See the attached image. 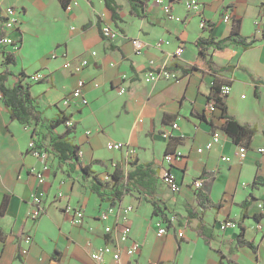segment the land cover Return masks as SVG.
I'll list each match as a JSON object with an SVG mask.
<instances>
[{
	"label": "crops",
	"instance_id": "crops-1",
	"mask_svg": "<svg viewBox=\"0 0 264 264\" xmlns=\"http://www.w3.org/2000/svg\"><path fill=\"white\" fill-rule=\"evenodd\" d=\"M71 1L77 3L72 12L51 0L53 21H62L56 26L58 37L50 45L57 58L47 56L36 64L21 54L28 29V0H0L2 8L16 7L19 20L10 35L19 40L20 49L15 64L6 71L44 75L41 82L31 83V96L44 118L50 120L61 111L73 122L72 128L63 124L55 133L68 132L69 141L79 147L83 166L105 180L120 164L125 172L134 174L132 181L143 186H139L140 193L131 192L119 203L133 208L128 222L141 250L134 257L123 253L120 261L109 264H264V215L255 206L264 189V153L258 152L264 148V38L246 50L230 44L213 52L216 74L191 70L198 55L196 40L225 39L233 20L241 21V35L248 41L260 38L256 22L263 21V32L264 0H199L198 12L186 10L184 0H164L181 22L166 19L155 0H140L139 16L132 14L127 0H112L117 6L116 21L105 0ZM226 12L231 16L229 22L223 20ZM202 21L212 27L203 29ZM105 25L118 30L120 37L115 41L104 38L101 27ZM131 40L143 43L140 53L135 52ZM160 41L169 44L157 47ZM177 48L182 50L179 57ZM80 58H87L89 65L63 66L66 59L75 62ZM149 61L175 71L178 82L146 84L143 74ZM227 67L229 70H224ZM4 70L0 59V73ZM12 75L8 87L13 84ZM79 79L85 81L87 105L64 107L61 100ZM214 80L230 86L228 115L256 130L249 148L235 145L222 131L225 119L219 110L204 111ZM119 89L125 93L119 95ZM31 132V127L11 119L0 100V264H96L90 253L106 241L98 216L109 203L100 202L88 190L89 179L81 177L77 166L72 170L67 164L58 165L49 155L43 165L28 149ZM214 133L219 134L220 143L198 152ZM109 142L125 143L136 154L129 158L127 148L108 150ZM172 152L183 154L171 167L180 183L177 194L160 179L165 168L163 156ZM223 156L231 161H221ZM43 166L45 183L39 185L35 173ZM198 178L203 186L195 190L193 182ZM256 178L260 182L254 185ZM198 191L220 207L199 206ZM59 193L62 197L57 199ZM33 197L40 198L42 207L35 220L31 219L37 209ZM151 202H156L170 221L163 235L156 230L154 223L161 217L153 215ZM243 203H248L245 218ZM66 204L83 209L82 226L71 225L63 212ZM224 221H233L237 227L222 231L219 225ZM239 224L244 227L243 239L253 248L239 245ZM26 237L31 239L29 245L24 243ZM22 249H27L26 255L20 253Z\"/></svg>",
	"mask_w": 264,
	"mask_h": 264
},
{
	"label": "built area",
	"instance_id": "built-area-1",
	"mask_svg": "<svg viewBox=\"0 0 264 264\" xmlns=\"http://www.w3.org/2000/svg\"><path fill=\"white\" fill-rule=\"evenodd\" d=\"M16 3L20 2V0H15ZM155 3L161 8V11L166 19L175 22H181V18L173 14L171 10V6L169 3L164 0H155ZM186 10L192 12H198L200 8L199 0H184L183 1ZM76 4L73 1L66 8V11H71L72 5ZM223 20L225 22L231 21V16L229 12H226L223 16ZM263 21L261 19L256 22V30L258 34H262V26L261 23ZM19 26V20L16 15V7L13 5L0 7V59L1 61L7 55H15L17 51L20 49L19 40L14 39L10 32L16 30ZM201 27L203 29H207V23L205 21L201 22ZM101 35L108 39L109 41H115L120 37V33L118 30L112 28L111 26L105 25L101 27ZM131 43L135 49L136 53H140L143 49V43L139 40H131ZM169 44L168 42L160 41L157 43V47H161L162 44ZM182 53L181 48H177L175 50V55L180 56ZM91 56L95 57L96 52H91ZM51 58L56 59L57 54L53 53ZM64 59L66 58V54H62ZM76 63V64H75ZM75 64L77 68H84L89 65V60L87 58H80L78 61L72 62L71 60L64 61L65 68H71ZM44 79V75L40 72H35L28 77L29 83H39ZM179 75L167 68L166 66L157 67L154 65L152 61L148 62L147 69L143 74V81L146 84H156L160 81L167 82H178ZM85 85V81L79 79L76 83L74 90L64 97L61 100V105L64 107H68L71 105H79L84 106L87 105L88 101L83 96V88ZM125 93L124 89H119L118 94L123 95ZM220 93L222 96L227 97L230 93V86L223 85L221 86ZM0 100H2V96L0 94ZM218 110L213 102L207 103L205 105V112L213 113ZM65 126L67 128L73 127V122L71 120H66ZM173 128L176 129L177 125H173ZM35 138H32L28 149L35 155L40 161L45 163L47 159L46 153L42 149H37L35 147ZM220 143V137L218 133H214L211 138L206 142L205 146L201 149H198V152H202L203 150H210L215 145ZM130 157L135 156L136 151L122 142H109L107 144V149L111 151H121L122 149H126ZM259 153H264V148L258 149ZM80 155V152H79ZM244 153L240 154V157L243 158ZM183 158V154L181 152H172L166 153L163 156V163L165 165L164 170L161 173V182L163 185L172 192V194H177L180 192V183L178 182L177 177L171 171L172 165L179 162ZM223 162H230L231 158L227 156H223L221 158ZM45 166H43L42 170L35 173L37 178V183L42 185L45 183ZM108 179V176L106 177ZM245 185V184H243ZM203 186V180L201 178L196 179L193 182V187L195 190H200ZM62 194H57V199H60ZM33 203L37 206L35 212L32 213L31 219H37L41 212V200L38 197L32 198ZM255 206L259 214L264 215V189L261 198L255 201ZM133 211L131 206H122L119 203L109 204L106 209H104L98 216V220L103 224V235L106 238L104 245L97 248L96 250L90 253V258L96 264H109V261L118 262L121 259V255L124 253L127 257H134L141 250V243L132 237V229L128 222L129 214ZM63 212L69 217L70 223L73 226L80 227L83 225L85 221L84 211L80 207H75L70 204H66L63 207ZM112 222H109V221ZM155 227L158 234H165L167 232V222L163 221L161 218L155 221ZM237 224L233 221H224L219 225V229L225 231L226 229L236 228ZM24 243L29 245L31 243L30 237L24 238ZM22 255L27 254V249H22L20 252ZM0 263H1V253H0Z\"/></svg>",
	"mask_w": 264,
	"mask_h": 264
},
{
	"label": "trees",
	"instance_id": "trees-1",
	"mask_svg": "<svg viewBox=\"0 0 264 264\" xmlns=\"http://www.w3.org/2000/svg\"><path fill=\"white\" fill-rule=\"evenodd\" d=\"M131 5L132 14L139 16L137 8L139 7L140 0H127ZM174 0H169L173 2ZM59 5L66 10L71 0H57ZM105 5L112 12L114 21L117 20L115 15L117 6L112 0H105ZM232 28L228 37L223 40H215L210 37H199L195 45L198 49V55L191 66V70L198 71L201 74H216L218 71L214 68L212 54L213 52L223 50L230 44L237 45L243 49H249L256 42L264 38V31L260 35V38H253L247 40L241 35V21L233 20ZM209 28L212 27L210 23H207ZM15 55H7L2 61V65L5 70L0 73V94L2 96V102L5 109L9 113L12 120L17 121L24 127L32 128V138L36 137L35 147L42 149L46 155L51 156L57 161L58 165L67 164L70 169L78 167L81 177L89 179L88 190L96 195L100 202H107L109 204L120 203L124 196L131 192H141L140 187H143L137 181H132L134 174L125 172L120 164H117L111 174L108 175V179L102 180L97 174L91 171L89 166H83L79 162V147L68 139V132L64 134H56L55 130L65 125L67 116L61 111L58 112L56 117L52 119H46L43 117L42 112L37 108L36 98L31 96L30 85L28 77L23 73L19 75H12L6 71L9 65L15 64ZM175 66L173 69H176ZM224 70H229L225 68ZM12 75L13 84L8 87L6 85L8 76ZM228 84V83H227ZM221 81L214 80L210 86V92L207 97V103L213 102L215 107L220 111L221 117L225 119V123L222 126V131L232 139L233 143L243 148H249L251 139L255 135L256 130L240 125L233 117L227 113L226 99L220 93L221 86L227 85ZM166 154V153H165ZM260 180L255 179L254 185L259 184ZM197 204L201 207H214L219 208L220 205L214 204L208 199L202 192L198 191L196 195ZM7 199H4L3 207L6 205ZM153 208V215L160 216L161 219L167 222L169 226V219L164 213L163 209L156 203L151 202ZM248 203L242 204L243 218L246 216V209ZM240 233L238 235L239 245L253 248L250 242L243 239L244 227L239 224Z\"/></svg>",
	"mask_w": 264,
	"mask_h": 264
},
{
	"label": "rangeland",
	"instance_id": "rangeland-1",
	"mask_svg": "<svg viewBox=\"0 0 264 264\" xmlns=\"http://www.w3.org/2000/svg\"><path fill=\"white\" fill-rule=\"evenodd\" d=\"M76 4H71L70 12ZM53 8L55 9L51 0H28V14L25 19L28 29L24 35L21 54L29 63L39 64L42 59L53 54L50 45L58 37L57 24L62 23V21L58 23L53 21ZM58 15L61 16V14ZM69 21L70 19H67V22ZM46 115L50 116V113L47 111Z\"/></svg>",
	"mask_w": 264,
	"mask_h": 264
}]
</instances>
